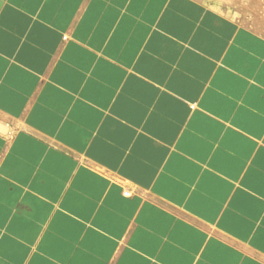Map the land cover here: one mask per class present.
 <instances>
[{
    "label": "crops",
    "instance_id": "obj_1",
    "mask_svg": "<svg viewBox=\"0 0 264 264\" xmlns=\"http://www.w3.org/2000/svg\"><path fill=\"white\" fill-rule=\"evenodd\" d=\"M262 5L0 0V264H264Z\"/></svg>",
    "mask_w": 264,
    "mask_h": 264
},
{
    "label": "rangeland",
    "instance_id": "obj_2",
    "mask_svg": "<svg viewBox=\"0 0 264 264\" xmlns=\"http://www.w3.org/2000/svg\"><path fill=\"white\" fill-rule=\"evenodd\" d=\"M255 1V3L256 4H258V3H263L264 4V0H254ZM263 7H264V5H262ZM239 15H240V13H239Z\"/></svg>",
    "mask_w": 264,
    "mask_h": 264
},
{
    "label": "water",
    "instance_id": "obj_3",
    "mask_svg": "<svg viewBox=\"0 0 264 264\" xmlns=\"http://www.w3.org/2000/svg\"><path fill=\"white\" fill-rule=\"evenodd\" d=\"M0 129H2V124L0 123Z\"/></svg>",
    "mask_w": 264,
    "mask_h": 264
}]
</instances>
